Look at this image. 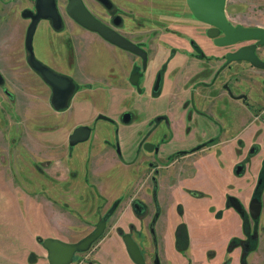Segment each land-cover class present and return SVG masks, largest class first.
<instances>
[{
    "label": "rangeland",
    "instance_id": "obj_1",
    "mask_svg": "<svg viewBox=\"0 0 264 264\" xmlns=\"http://www.w3.org/2000/svg\"><path fill=\"white\" fill-rule=\"evenodd\" d=\"M64 2L57 0L59 9H62ZM116 3L122 8L126 19L121 31L126 34L138 31L141 34L138 39L145 37L144 45L150 59L144 75L149 78V83L157 68L168 58L169 47L161 43L157 46L156 41L161 42L159 36L151 33V21L162 11H153L142 0H118ZM224 12L232 24L264 27V0H226ZM26 22L19 18L16 9L12 19L0 22V49L8 51L6 55L0 51V74L3 77L0 86V264H48L45 249L36 241L37 235L77 241L88 234L107 207L95 188L99 179L104 182V190L112 192L113 188L117 195L122 194L117 198L121 205L130 196L125 198L123 195L126 187L132 185L130 192L135 195L132 194L131 198L138 195L147 212H151L153 206L150 198L137 193L140 182H144L142 172L148 174L144 168L149 160L147 151L139 149L138 142L146 132L147 121L152 115L177 114L176 105L169 99L179 93L181 86L179 77L171 69L162 77L159 95L138 93L121 77L123 69L128 66L123 51L119 52L98 35L79 26L72 25L64 31L54 32L40 21L32 36L34 57L54 71L71 77L79 88L68 108L52 111L48 104V87L25 62L22 45ZM239 44L221 47V51L237 48ZM256 54L264 58V46L258 47ZM177 60L180 58L175 57L168 64L173 65ZM237 65L240 66V63ZM241 78L245 80L243 86L249 89L252 108L255 109L264 101V69H253V72L243 70L238 82ZM83 84L89 86L86 88ZM2 86L11 92L14 99L11 104L2 92ZM125 111L131 114L129 123L120 120ZM97 114L108 116L110 121L96 120ZM79 124L89 125L91 133L87 140L69 147L66 137ZM254 124H259V131L252 134L253 141H264V126L260 118H256ZM163 137L164 140L167 138L164 123L158 125L151 140L157 142ZM179 145L178 140L164 144L157 155H151L150 160L162 163L168 152L179 148ZM110 147L112 153H109L108 160L105 153ZM43 148L49 154L41 161L46 157ZM116 149L122 156L116 154ZM113 156L117 161H110ZM124 161L132 164L126 171L118 165ZM138 164H143L139 170L136 167ZM96 165L107 168L94 170ZM136 178H140L137 183ZM168 184L161 179L159 181L158 200L162 206H159L161 216L158 231L167 224L171 230L180 219L171 201L173 197L180 198L172 196ZM220 192V189L213 190L215 195ZM25 193L29 196L26 197ZM112 195L109 194L110 197ZM184 217L194 225L193 229L199 230L197 234H205L210 219L204 206L189 205L184 210ZM259 219L263 220L260 223L264 222V210ZM116 220L113 213L90 248H95L100 239L112 233ZM143 221L139 222L140 230L143 228L146 232ZM124 229L131 230L130 233L140 239L147 264H150L153 250L150 240L144 233L136 235L135 227L129 230V223ZM104 244L105 251L111 249V254L105 255L103 251L101 256L107 262H112V250L116 251L113 243L105 241ZM259 246L260 252H264V234ZM86 251L76 253L72 263L76 264ZM194 252L197 255V250ZM216 254L210 264L221 261L220 252ZM101 256L97 258L101 259Z\"/></svg>",
    "mask_w": 264,
    "mask_h": 264
},
{
    "label": "flooded vegetation",
    "instance_id": "obj_2",
    "mask_svg": "<svg viewBox=\"0 0 264 264\" xmlns=\"http://www.w3.org/2000/svg\"><path fill=\"white\" fill-rule=\"evenodd\" d=\"M79 1L81 2L83 8L86 9V11H88L96 20H98L99 22H101L111 30L117 32L118 34H120L121 36L132 42L133 44H135L137 47H139L142 51H144L146 56L144 68H142V60L139 55L129 50L123 49L111 43L110 41L102 38L98 33L85 28L84 26L79 24L73 17H71L66 11L68 0H65L62 9H59L57 0H54L55 12L58 15L57 26L53 25L52 19L49 17L39 18L35 23L33 33L35 31L38 22L40 23V21L41 22L43 21L54 32L64 31L65 29L70 28L72 25L74 26L76 25L90 33H94L98 35L106 43L113 46V48L115 47L116 49H118L119 52L123 51L122 52L123 58L125 59V61L127 58L128 66L126 65V68L123 69V72L121 73V77L138 93L146 92L156 97L157 95L160 94V90H161L160 83L163 75L167 74L168 71H170L171 69L175 71L177 76L179 77L180 84L182 87L180 86L179 93H176V95H172L169 101L175 104L177 107L178 112L177 114H175L176 117L180 115L181 112V116L183 119L182 128L184 129L183 131L184 140L180 141V138L173 139L179 141L180 144L179 148L173 149L172 151L168 152L166 157L162 159L163 160L162 163L156 162L153 159L150 160L151 155L152 154L157 155L160 148H162L164 144H168L171 141H173V140L171 141L169 140L171 128H170L168 116L173 115L174 113L170 115L158 113L152 115L151 118L148 119L147 130L141 136L138 142V147L139 149L145 150L148 153L149 160L147 161V164H145L148 167L147 169L148 174L145 175V173H143L144 177L143 175L142 177H143V181L146 182L148 181V184H150L149 190L151 192L147 196L150 198L151 205L153 206V210L151 212L150 210H148L147 212L146 210L147 208H145L144 204H142L140 200L137 198L138 195L130 199L128 203L130 210L129 209L123 210L119 199L112 200V202H110L107 205V207L104 208V210L102 211L103 213L100 215L99 219L96 221L94 227L92 228L93 230L97 222H99L101 218L105 217L103 221L104 225L101 233L89 244V246L85 250H76L72 254V257L67 264H73L72 261L76 257V256L74 257V255L76 253L83 252L86 250L88 251L85 252V255L81 259H79L76 262V264H89L92 262L93 259L90 258V255L93 253L94 250L97 249L98 243L97 246H95V248H90L91 244L98 237H100L106 226V222L108 218H110L113 213L117 220L115 221L114 228L111 234H113V236L120 243L121 247L126 252L131 264H136V262L131 259L128 252L126 251V247L122 239V235L124 234H128L135 243L142 264H147L146 256L144 255V252L142 250V245L140 244V239H138L137 237H135V235L130 233L131 232L130 229L134 227L136 229L135 231L136 235L140 234V232L144 233L147 236L148 240H150L151 242L153 250H152V258L149 259L150 264H181L178 259H180L182 264H191L192 261L188 256V254L186 253L189 245L188 230L186 226L187 220L184 217V210L181 208L180 203L173 202V204H175V212L178 214L180 219L173 224V227L171 229L172 241L168 242L169 238H167L168 241H166V247H163L165 246V243L162 241L163 237L165 236V233L170 229L168 228V224L163 225V227L159 229V231L157 229L158 221L161 216V211H159L160 210L159 206L160 205L162 206V204H160L158 200L159 181L161 179L163 181L170 183L172 180H176L177 175L175 177L171 176V174L168 175L167 173L168 165L174 166L173 169H169L171 171L177 169V167L178 168L181 167L184 164H196L197 162H202L200 159L203 158L207 152H211L209 150H211L210 148L212 146H216V151L213 152V155L216 158L219 157L220 155L219 147L222 144L220 139L221 132L225 131V128H227L229 131L228 134L231 135L236 126L235 119L233 117L234 110L229 109L227 115H225L227 118L225 120L226 124L220 125V122L218 120L219 115L217 114H212V116H207L204 119L205 113L196 104L195 99L200 98L201 100H203L205 92L208 91L209 89H210L209 94L211 96H214L215 94L218 95L217 94L218 91H224L226 96L229 98L231 97L239 98L240 96L232 92L233 90L232 87L234 83L238 81L239 75L242 74V71L243 70L247 71V69H244L242 63L240 62L241 61L245 62L247 64L245 66H247L248 69L251 68V70L249 69L250 71L248 72H253V69L259 70L262 68L254 67L248 61L242 59L227 60L226 56L227 53L233 52L238 47L245 44H250L253 41L236 42V43H240L237 46V48L221 51V47L229 46L236 43L216 44L214 40L215 38L222 36L221 31L216 27L211 26L206 22L196 18L191 12L187 0H142V3L149 5V7L153 11L155 10L162 11L160 15L159 14L158 16L155 15L154 19H152L151 24L153 25V29L151 33H155V34L157 33L159 36V40L161 42L156 41L157 46H159L161 43L164 46L166 45L169 47V51L167 55L168 58L159 66V68H157L155 75L154 76L151 75L153 77H151L150 82L148 83L147 80L149 78H146L144 73H145L146 64L150 59V54L148 53L149 51L147 47L144 45L145 37L138 39V37L141 36V34H139L138 31L133 34H126L121 31L122 26L126 22V19L122 14L123 11L122 8L120 7V5L116 3L118 0H79ZM225 3L226 0H224V5H223L224 17L228 23L234 26L236 24H232L230 20H228L224 12ZM15 9L17 10V14L19 18H21L22 20H27L24 30L23 45H22V48L25 52V62H26V55L28 51L24 45V37L26 34V29L31 21V16L36 12L35 0H0V22L2 20L7 21L10 18L12 19V13H14ZM255 26H259V25H255ZM158 30H160V32H157ZM86 31H84V33L88 34ZM31 42H32V38H31ZM260 46H264V44L255 47L254 49L255 54H256V49ZM31 49H32V43H31ZM0 51L2 52L3 55H6L8 52L6 49H0ZM175 57L180 58L181 62L177 65H169L168 63L173 61ZM260 59L264 60V58H260ZM199 62H201V64H199ZM238 63H240V66L237 65ZM27 66L29 67L28 64ZM31 71L36 75H38V73L35 72L34 70L31 69ZM178 71H180V74H178ZM0 76L2 78V82L0 83L1 86L3 84V77L1 74ZM38 77L40 76L38 75ZM124 80L123 83H125ZM42 82L49 89L48 104L50 106V109L55 112L68 108L70 100H72L75 93L79 91L78 90L79 88L76 86L77 84L76 81L73 80L75 87L71 97L68 100L67 107L57 110L54 109L49 102V98L51 94L49 86L43 80ZM83 86L87 88L89 85L83 84ZM1 90L7 96V99L11 104V102L14 101L11 92H9L6 88H4V86H2ZM263 91H264V83H263ZM178 101L181 103L180 105ZM214 110H216V108H214ZM252 111H254L253 114V116L255 117L254 120H256V118L258 119L260 118V122L264 126V101L263 103L255 106V109L252 108ZM124 114H127L128 116L127 121H124L123 119ZM97 115H95L96 120L100 119L97 118ZM130 119H131V114L129 111H125L121 114L120 117L121 122L129 123ZM204 120L208 121L207 129H205L206 126L203 124ZM106 121H110V118L109 120ZM162 123L166 125L167 138L164 140L163 137L157 142H154L150 138L154 136L155 130L157 129L158 125ZM79 125H84L89 128V134H88L89 137L91 133V127L87 124H79ZM37 126H41V124H37ZM221 126L224 128L223 130L222 129L220 130ZM194 129L196 130V134L195 137L191 139L189 136H187V133L193 132ZM71 131L68 133V135L71 133ZM256 133L257 132L253 134ZM68 135L66 137L67 146L68 145L69 147L74 146L75 144L78 143L76 142L75 144L70 145L68 143ZM88 137L85 140H87ZM231 140H235L234 141L235 145L228 150L229 153L227 154L228 157L226 159L228 160L235 159L237 155H239V158L237 157L236 162H234L231 172L234 175L241 176L244 172L245 163H247L252 158V156L256 154L259 150H263L264 152V141H262L261 139H256L253 141L252 135L251 136L247 135L245 140L241 138L236 139V137L232 135L231 137L229 136L228 138V141ZM146 143H148L150 149L145 148ZM226 143L227 141L224 142V144ZM116 152L115 153L118 156H121V154L118 152V149H116ZM196 159L199 160L196 161ZM218 159L219 158H217V160ZM200 164H204V163H200ZM262 164H264V156L262 157L260 168L254 180V187L250 193L247 203L246 202L242 203L236 196L232 194H226L225 196L224 207L230 208L236 214L237 218L240 221L239 223L240 233L238 235L234 234L229 238L224 248L223 251L224 254L222 256V259L218 264L264 263V258H263L264 252H260L259 250L260 247H257L258 239L260 238L261 235L264 234V222L260 223L263 220L259 219L261 212L264 210L262 209L263 205L261 201V193L264 190V178L262 180V174L260 175ZM142 165L143 164H141V166ZM170 178H172V180ZM261 182H262V187L260 189L259 195L256 196L254 192L258 187V185L261 184ZM139 185L141 187V184ZM130 189L128 190V193L124 195L125 197H127V195L130 194L129 193ZM190 193H192L193 196H200L202 194L199 191H191ZM230 196L234 197L237 200L239 204V210L235 209L231 205L229 201ZM252 198H255L259 204L257 214H255L254 216H252L250 212V203L252 201ZM220 211H221L220 209L213 210L211 212L212 215L208 216V218L211 221H213V224H218V222H220V220L222 219L220 216ZM140 220H144L143 222L146 225V232L143 230V228L140 230V226H139ZM128 223H129L130 231H124L125 230L124 226H126V224ZM178 226L179 227L181 226V237L176 235V229ZM44 238H48V237H44ZM63 241L72 243V242H77L78 240L77 241L63 240ZM114 248L116 250L115 246ZM155 248L156 250H154ZM106 253L107 252H105L104 254L108 255ZM212 253H213L212 250L208 251L207 256L210 257ZM175 257H177L178 259H175ZM46 258H47V253H46ZM116 258H117L116 260H119L118 257Z\"/></svg>",
    "mask_w": 264,
    "mask_h": 264
},
{
    "label": "crops",
    "instance_id": "obj_3",
    "mask_svg": "<svg viewBox=\"0 0 264 264\" xmlns=\"http://www.w3.org/2000/svg\"><path fill=\"white\" fill-rule=\"evenodd\" d=\"M181 62V60H177L173 65H177ZM244 69H247V71H250L251 68H247V65L245 62L241 61ZM178 74H180V71H178ZM245 82L244 79H240V81L234 83L232 87V92L238 96L239 98L234 97H227L224 91H218V95L211 96L209 94V91H206L203 97V100L200 98H196L195 102L199 106V108L205 113L204 119L207 116H212V114L219 115V122L220 125H224L225 120L227 119L225 115H227L229 109L234 110V119H235V129L233 130V133L229 135V131L227 128H225V131H222L220 134V139L222 144L219 147L220 155L218 160L213 155V152L216 151V146H212L209 150L211 152H207L203 158L200 160L202 162H197L196 164H185L181 167H177V169H173L174 166L168 165L167 173L168 175L171 174V176H176V180H172L168 185L170 187V191L172 193V196H177L180 199H173L174 203H180L181 208L183 210L188 208L189 205H202L204 206L206 216L212 215L213 210L220 209V216L221 220L218 222V224H213V221H208V227L205 230L204 235H199L198 229H193L194 225L186 222L187 230H188V238H189V245L187 254L191 259V264H197L199 262H203V264H210L209 262L213 260L217 254L216 252L219 251L220 254L223 256L224 248L227 244V241L231 236L238 235L240 233V221L237 218L236 214L230 209L224 207V199L226 194H232L236 196L242 203H247L250 193L254 187V180L256 178V175L258 173V170L261 165L262 157L264 156L263 150H259L256 154L252 156V158L245 163L244 172L241 176H237L232 174L231 170L233 168L234 162H236L237 157L239 158V155L235 159H226L228 157V150L231 149L232 146L235 145V140L228 141L229 136L232 135L237 138L244 139L247 135L251 136L253 133L259 131V124H254L255 117L253 116L254 111H252V102L250 100V94L249 89L245 86H243V83ZM179 102V101H178ZM71 104V100L69 105ZM181 103L179 102V105ZM68 105V106H69ZM216 108V110H214ZM218 109V110H217ZM169 124H170V138L169 140L178 139L180 138V141H183V119L180 115L177 117L175 114L168 116ZM203 124L206 126L205 129L208 127V121H203ZM180 127V128H179ZM226 127V126H225ZM223 130L224 128L221 126L220 130ZM196 130L194 129L193 132L187 133V136H189L191 139L195 137ZM151 139V138H150ZM224 144V142H226ZM44 149V148H43ZM46 157H44L41 161H44L46 158H48V152L45 151ZM109 153H112V147L108 148L105 155L108 157ZM226 153V155H225ZM122 156V155H121ZM109 160V157L107 158ZM122 159V158H121ZM123 160V159H122ZM199 159H196L198 161ZM110 161L115 162L117 161L115 156L110 158ZM189 161V160H188ZM191 162V161H190ZM204 163V164H200ZM55 165V164H54ZM122 170L126 171L128 170L132 164H128L127 162H123L121 164H118ZM141 164H138L137 169H140ZM139 167V168H138ZM107 166H94V170H106ZM144 169H148L147 166H145ZM46 171V170H45ZM47 172V171H46ZM173 172V173H171ZM48 173V172H47ZM51 172H49L50 174ZM180 173V174H179ZM45 174V173H44ZM143 174V172H142ZM142 178V176L140 177ZM140 178H136V183ZM134 183V184H136ZM133 184V185H134ZM141 187H139L137 193L139 195H142L145 197H148L147 195L150 193V184H148L146 181L140 182ZM95 188L98 190L99 195L103 197L104 204L107 206L112 200L117 199L121 195H117V193L114 192V189L112 188V192H108L107 190H104V182L99 181L95 183ZM132 188L131 186H127L125 192L123 195L128 193V190ZM145 189V191H144ZM220 189L221 192L217 195L213 193V190ZM189 190L193 191H199L202 194L200 196H193L192 193L189 192ZM147 192V193H146ZM112 193L113 195L110 197L109 194ZM130 195L127 199V201H123L122 208L123 210L126 209L124 207L129 208L128 203L131 199L132 194L135 195V193L129 192ZM26 197L29 195L26 194ZM70 198L73 200V197L70 196ZM126 198V197H125ZM189 201V203H187ZM261 201H262V209H264V190L261 193ZM198 230V231H197ZM37 232V231H34ZM171 232L172 230H168L165 233V236L163 237V242L165 243L166 247V241L167 238H169L168 242L172 241L171 238ZM42 235V234H41ZM38 236V235H37ZM57 236V235H56ZM263 235L260 236L258 239L257 247L259 246V240L262 238ZM41 237V236H40ZM42 238V237H41ZM59 239H63L57 236ZM105 241H111L113 243V246L116 247V252L112 250L113 259L112 263L107 262L106 259H104L103 256H101V252H107L106 254H111V249L108 251H105ZM120 243L117 241V239L113 236V234H109L107 237H103L98 242V247L96 250L93 251V253L90 255V258H92V262L89 264H131L126 252L121 249ZM194 250H197V255L195 254ZM213 251L210 257L207 256L208 251ZM189 251V253H188ZM117 255V256H116ZM97 256H101V259H98ZM118 257L119 260H116ZM168 257V255H167ZM264 258V257H263ZM222 259V258H221ZM96 260V261H95ZM101 260H104L101 261ZM200 260V261H199ZM96 262V263H95ZM12 263V262H9Z\"/></svg>",
    "mask_w": 264,
    "mask_h": 264
},
{
    "label": "water",
    "instance_id": "obj_4",
    "mask_svg": "<svg viewBox=\"0 0 264 264\" xmlns=\"http://www.w3.org/2000/svg\"><path fill=\"white\" fill-rule=\"evenodd\" d=\"M189 8L193 15L206 22L207 24L216 27L222 33V36L215 38L216 44H232L240 41H253L250 44H245L233 52L227 53V60H245L252 66L264 69V60L260 59L254 52V49L258 45L264 44V28L260 26H242L239 24L231 25L224 17L223 5L224 0H187ZM36 12L31 16V21L26 29L24 37V45L28 51L26 55V62L29 67L38 73L40 78L50 88L49 102L54 109H63L67 107L68 100L74 91L73 80L61 73L53 71L46 65L42 64L36 59L31 49V38L34 30L35 23L39 18L49 17L52 19L53 25H58V15L55 12L54 0H35ZM66 11L73 17L79 24L85 28L95 31L102 38L110 41L111 43L129 50L140 56L142 60V68L145 67L146 56L135 44L111 30L98 20H96L86 9L83 8L79 0H68ZM2 78L0 76V83ZM97 118L109 120L108 117L98 114ZM124 121L128 120L127 114L123 115ZM89 128L84 125H78L73 128L68 135V143L70 145L76 142L83 141L88 137ZM147 144V146H146ZM145 144L146 149H150L148 143ZM238 172V171H237ZM229 201L231 205L239 210V204L237 200L230 196ZM259 208L258 201L252 198L250 203V212L254 216L257 214ZM104 218H101L95 225V228L86 236L78 240L77 242H65L57 238H41L36 237V240L40 242L41 246L46 249L48 264H67L72 254L76 250H85L89 244L101 233L103 229ZM126 251L136 264H142L139 256L138 249L128 234L122 235Z\"/></svg>",
    "mask_w": 264,
    "mask_h": 264
},
{
    "label": "trees",
    "instance_id": "obj_5",
    "mask_svg": "<svg viewBox=\"0 0 264 264\" xmlns=\"http://www.w3.org/2000/svg\"><path fill=\"white\" fill-rule=\"evenodd\" d=\"M260 171H261L260 175L262 174V180H263V178H264V164H262V168H261ZM261 187H262V182H261V184L258 185V187L256 188V190L254 192L256 196L259 195V192H260ZM176 235H178V236L181 237V226L180 227L179 226L177 227V229H176Z\"/></svg>",
    "mask_w": 264,
    "mask_h": 264
}]
</instances>
